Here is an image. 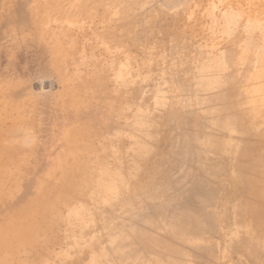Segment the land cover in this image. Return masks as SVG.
Here are the masks:
<instances>
[{
  "label": "rangeland",
  "instance_id": "1",
  "mask_svg": "<svg viewBox=\"0 0 264 264\" xmlns=\"http://www.w3.org/2000/svg\"><path fill=\"white\" fill-rule=\"evenodd\" d=\"M261 157L264 0H0V264H264Z\"/></svg>",
  "mask_w": 264,
  "mask_h": 264
},
{
  "label": "bare ground",
  "instance_id": "2",
  "mask_svg": "<svg viewBox=\"0 0 264 264\" xmlns=\"http://www.w3.org/2000/svg\"><path fill=\"white\" fill-rule=\"evenodd\" d=\"M252 115H253V119L255 116L261 115L260 109H254L252 111ZM240 119L241 118H239V120ZM240 121L244 123L243 119H241ZM261 158L263 159L261 160L262 163L254 165L253 169H251L252 171L250 172L252 175L256 174L259 177V180H257V182L260 183L258 184L259 193L264 195V157H261ZM248 208H249V214L247 217H244L246 218V225L252 226L253 228L259 226L261 229L260 232H262V234H259L257 237L258 239H264V231H263L264 229V208L255 207V206L252 207L251 203L248 204ZM251 218L253 219V221H251Z\"/></svg>",
  "mask_w": 264,
  "mask_h": 264
}]
</instances>
